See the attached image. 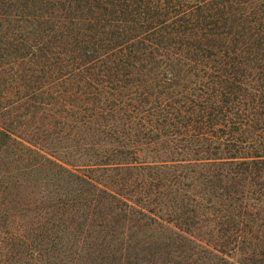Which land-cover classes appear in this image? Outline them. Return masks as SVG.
<instances>
[{
  "label": "trees",
  "instance_id": "1",
  "mask_svg": "<svg viewBox=\"0 0 264 264\" xmlns=\"http://www.w3.org/2000/svg\"><path fill=\"white\" fill-rule=\"evenodd\" d=\"M234 254L264 264V0H0V264Z\"/></svg>",
  "mask_w": 264,
  "mask_h": 264
},
{
  "label": "rangeland",
  "instance_id": "2",
  "mask_svg": "<svg viewBox=\"0 0 264 264\" xmlns=\"http://www.w3.org/2000/svg\"><path fill=\"white\" fill-rule=\"evenodd\" d=\"M65 161V160H64ZM136 242H138V241H136ZM143 241H139V245H138V248H143V247H149V245H143V244H145V242L144 243H142ZM156 242V241H155ZM196 242V241H195ZM203 243H206V244H208L210 247H212V245H213V242L212 241H202ZM159 244H161V241H158V243H156L155 245H152V246H150V248H153V249H157L158 247H162L161 245H159ZM143 245V246H142ZM187 247H184V248H182V249H186ZM149 250H147L146 252H148ZM166 259V257L165 258H162V260L164 261ZM239 255L238 254H234V255H232V257H230L229 258V261L230 262H232V263H234V264H236V263H238V261H239ZM161 262V261H160ZM190 263V261L189 260H186L185 259V263L183 262V264H189ZM145 264V263H144ZM197 264H199V263H197Z\"/></svg>",
  "mask_w": 264,
  "mask_h": 264
}]
</instances>
